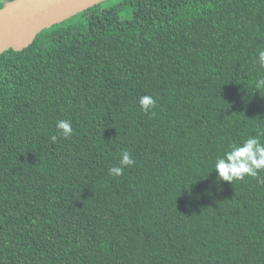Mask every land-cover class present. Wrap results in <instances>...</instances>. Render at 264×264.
Masks as SVG:
<instances>
[{
    "label": "trees",
    "instance_id": "obj_1",
    "mask_svg": "<svg viewBox=\"0 0 264 264\" xmlns=\"http://www.w3.org/2000/svg\"><path fill=\"white\" fill-rule=\"evenodd\" d=\"M48 29L0 55V264H264V171L213 170L264 142V0H122Z\"/></svg>",
    "mask_w": 264,
    "mask_h": 264
},
{
    "label": "water",
    "instance_id": "obj_2",
    "mask_svg": "<svg viewBox=\"0 0 264 264\" xmlns=\"http://www.w3.org/2000/svg\"><path fill=\"white\" fill-rule=\"evenodd\" d=\"M105 0H14L0 10V55L27 48L37 34Z\"/></svg>",
    "mask_w": 264,
    "mask_h": 264
},
{
    "label": "clouds",
    "instance_id": "obj_3",
    "mask_svg": "<svg viewBox=\"0 0 264 264\" xmlns=\"http://www.w3.org/2000/svg\"><path fill=\"white\" fill-rule=\"evenodd\" d=\"M257 62L261 68H264V50L258 52ZM259 86H264V78L258 81ZM141 110L148 113L157 106L155 98L144 95L139 98ZM59 136L67 139L73 135L71 122L60 120L56 124ZM57 136L51 137L52 141L57 140ZM135 164L129 151L124 150L120 153L119 163L109 168L108 172L113 176H120L126 167ZM213 170L217 173L215 183L221 181L232 182L243 180L245 177H258L259 173L264 171V142L258 137L252 136L243 140L239 144H232L229 150L225 151L222 156H218L214 161ZM210 196L211 192L208 193Z\"/></svg>",
    "mask_w": 264,
    "mask_h": 264
},
{
    "label": "rangeland",
    "instance_id": "obj_4",
    "mask_svg": "<svg viewBox=\"0 0 264 264\" xmlns=\"http://www.w3.org/2000/svg\"><path fill=\"white\" fill-rule=\"evenodd\" d=\"M122 0H105L95 6L89 7L74 16L56 24L52 28H49L48 31L52 33H56L58 30H67V29H83L86 26V22L90 16L99 13L103 8H108L114 5H119ZM122 20H126L130 17V9L128 7H124L122 11L119 13Z\"/></svg>",
    "mask_w": 264,
    "mask_h": 264
}]
</instances>
